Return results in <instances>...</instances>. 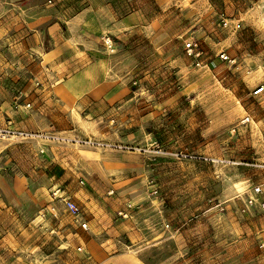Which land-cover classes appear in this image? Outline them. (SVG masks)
I'll return each instance as SVG.
<instances>
[{
  "label": "rangeland",
  "instance_id": "rangeland-1",
  "mask_svg": "<svg viewBox=\"0 0 264 264\" xmlns=\"http://www.w3.org/2000/svg\"><path fill=\"white\" fill-rule=\"evenodd\" d=\"M100 1L90 52L114 102L62 100L32 40L46 17L80 30L89 0H0V121L26 135L0 141V264H264V0ZM70 113L95 114L85 134L59 133ZM70 174L92 232L58 199Z\"/></svg>",
  "mask_w": 264,
  "mask_h": 264
},
{
  "label": "crops",
  "instance_id": "crops-1",
  "mask_svg": "<svg viewBox=\"0 0 264 264\" xmlns=\"http://www.w3.org/2000/svg\"><path fill=\"white\" fill-rule=\"evenodd\" d=\"M100 3V0H89L86 9L78 13L72 19L71 23L81 25V29L76 30L77 32L75 33H69L67 29L60 32L56 26L58 22L56 18H43V21L48 22V24L42 29H34L39 23L37 21L30 25L34 31L36 30V34L33 35L32 40L38 43L42 37L46 36L45 38L50 41L48 43L50 44L49 48L44 51L45 64L48 65L49 68V85L54 87V90L52 89L53 93L56 91L61 94L62 100L74 102L79 99L85 101L89 99H106L108 102H114L118 95L122 94L120 86H117L114 81L106 79L103 77V74H101L102 72L106 74L108 70L107 65L104 63L102 65H97L95 60L91 59L94 55L90 52V49H93L92 47L94 46L92 43L93 36L96 35L94 33L100 34L102 32L100 27L98 29L94 27V24H97L99 18V9L102 5ZM131 19V17L126 18L122 24H131ZM43 48V46L41 47L35 44L34 47H31L30 51L36 55L43 52ZM106 86L112 87V91L107 90L104 92L103 88ZM115 86L116 89H114ZM123 95H125V92H123ZM92 115L95 114L70 113L56 116L61 119L66 118V123H64L65 126L59 128V133L67 134L72 137L85 134L83 128L87 129L89 127L88 124H91L93 119ZM23 124V122H20V125ZM6 126V124L3 125L2 121H0V128ZM77 176L79 175L70 174V185L65 191L58 190L57 193L60 194L59 197H64L63 195H66L65 197H70L80 207L82 203L88 205L87 208H89V210H83L85 216L87 214L85 220L88 223V231L81 229L78 224H76V228L80 232H92L97 223L95 219L96 213L91 209L92 206L95 208V199L92 195H87L88 192L84 189L77 186ZM108 200L110 201L111 199ZM91 211H93V213ZM102 214L104 213H101V215ZM106 217L108 218L109 216L106 214ZM99 261L100 264H143L141 261L126 256H102Z\"/></svg>",
  "mask_w": 264,
  "mask_h": 264
},
{
  "label": "built area",
  "instance_id": "built-area-1",
  "mask_svg": "<svg viewBox=\"0 0 264 264\" xmlns=\"http://www.w3.org/2000/svg\"><path fill=\"white\" fill-rule=\"evenodd\" d=\"M105 48L109 50L111 53L114 52V41L111 38H104L103 39ZM185 51L187 52V55L189 57H196V51H197V44L194 42V40L188 42L185 44L184 47ZM223 59H226L225 56H222ZM264 94V85H260L256 87L253 92L252 96L254 98H260ZM250 122V118L247 117L244 123ZM26 137L25 134H21L19 131L12 128L11 122H8V125L6 127L0 128V141H11L12 139H18V138H24ZM28 137V136H27ZM36 138V137H35ZM79 144L86 145L87 143L84 141H80ZM92 144V143H89ZM81 185H85L84 181L80 182ZM262 192L261 188H255L254 193L256 195H259ZM113 192L110 193L112 195ZM158 191L156 189L153 190L152 194L153 196L157 195ZM60 202L63 204L65 211L67 214L78 224L80 225V228L84 231H88V223L85 220V214L82 209L75 201H73L70 197H59L58 198ZM256 202L251 199L248 202V206H253ZM260 208L262 212L264 213V202L260 203ZM246 210H244L245 212ZM122 215V214H120ZM168 228V227H167Z\"/></svg>",
  "mask_w": 264,
  "mask_h": 264
}]
</instances>
